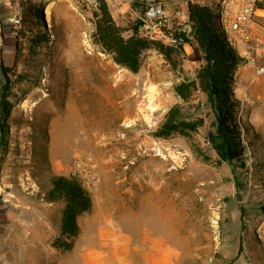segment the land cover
Wrapping results in <instances>:
<instances>
[{"label":"rangeland","instance_id":"obj_1","mask_svg":"<svg viewBox=\"0 0 264 264\" xmlns=\"http://www.w3.org/2000/svg\"><path fill=\"white\" fill-rule=\"evenodd\" d=\"M31 1L42 9L50 37L34 53L25 48L17 61L25 79L13 89L9 149L0 170V250L29 248L39 220L50 246L63 203L46 202L45 189L51 175H74L93 199L79 219L74 250H145L160 264H264V99L247 92L242 64L234 93L249 146L245 166L232 168L217 161L205 139L213 115L200 93L192 100L198 105L192 115L205 122L198 134L153 135L180 102L174 85L182 72L160 53L144 51L132 73L93 43L92 0ZM144 8L120 13V25H132ZM6 15L0 10L5 52L18 30ZM175 20L174 26L182 24ZM181 66L192 75L197 65L183 60ZM64 255L75 259L69 264H82L75 251ZM13 258L1 253L0 264H14Z\"/></svg>","mask_w":264,"mask_h":264},{"label":"trees","instance_id":"obj_2","mask_svg":"<svg viewBox=\"0 0 264 264\" xmlns=\"http://www.w3.org/2000/svg\"><path fill=\"white\" fill-rule=\"evenodd\" d=\"M155 1L160 3L164 0ZM144 4L146 7L145 1L135 0L131 8L137 10ZM257 4L264 6V0H258ZM94 6L92 41L103 53L110 55L118 66L137 73L142 53L154 49L163 56L173 71L182 72L181 80L174 85V92L180 102L167 110L153 135L162 139L173 135L192 139L198 134L205 122L202 117L192 115V111L198 107L192 104V100L196 93H200L213 115L205 139L215 151L217 161L232 168L245 166L249 141L243 134L248 128L239 119L240 101L234 93L235 73L244 63V58L229 42L222 28L220 5L205 6L188 1L187 20L174 26L173 35L177 42L172 44L141 35V21L138 18L129 27L118 24L106 0H94ZM144 11L139 15H143ZM1 23L0 20V25ZM17 28L12 65L5 63L0 49V170L9 149L13 89L15 84L25 79L16 69L19 55L25 48L34 53L50 37L42 9L31 0L24 4L21 25ZM4 36L3 28L0 27V37L3 39ZM185 46L190 47V53H186ZM183 60L197 65L192 75L184 74L181 66ZM44 200L63 203L59 233L50 241V246L62 253L72 251L81 233L79 219L93 208L89 191L77 176L51 175ZM237 250L239 256L242 251L241 241Z\"/></svg>","mask_w":264,"mask_h":264},{"label":"crops","instance_id":"obj_3","mask_svg":"<svg viewBox=\"0 0 264 264\" xmlns=\"http://www.w3.org/2000/svg\"><path fill=\"white\" fill-rule=\"evenodd\" d=\"M111 11L114 20L118 21V15L124 13L127 9H132L131 6L126 3H121V0H106ZM149 3L150 0H145ZM239 0H220V6L222 8V16L228 19H232L236 9L238 7ZM165 10V14L169 19V25H174L176 13L182 10V21L187 20V5L185 0H164L160 2ZM135 14H130V18ZM122 17V16H121ZM262 21V19L260 20ZM251 29L254 33L264 38V30L261 27V23L251 25ZM13 35V33H12ZM240 55L244 58L242 64V84L246 86V90L251 96H260L264 99V77L259 76L256 73V68L264 63V59H253L251 56L250 47L248 44L238 42L233 45ZM0 49H2L3 55L7 54L8 63L13 61L15 56V45L8 46L6 52L2 46V40L0 42ZM186 53H190L191 49L185 46ZM10 65V64H7ZM263 77V78H262ZM44 220L36 222L35 227L30 231L32 237V244L26 250H0V254L3 253L6 256H15L14 264H69L75 259H69L70 262L66 261L65 253L58 252L50 246H47V237L45 226H43ZM75 248V246H74ZM73 250L78 255L77 260H81L82 264H160V261L156 258L155 260H149L145 250H110L105 252L103 250ZM71 252V251H70ZM47 254L52 255V261H48ZM70 258V257H69ZM78 262V261H77Z\"/></svg>","mask_w":264,"mask_h":264},{"label":"built area","instance_id":"obj_4","mask_svg":"<svg viewBox=\"0 0 264 264\" xmlns=\"http://www.w3.org/2000/svg\"><path fill=\"white\" fill-rule=\"evenodd\" d=\"M26 1L27 0H0V9L7 14L6 19L13 27L17 28L21 25L22 10ZM92 1L94 2V0ZM188 1L205 6H213V4L220 5L219 0H185L186 5ZM257 2L258 0H239L238 7L232 19L222 16L221 6L219 14L222 28L229 42L233 45L238 42H244L249 45L253 59H264V38L254 33L251 29V25L260 22L264 30V6H259ZM182 15V10L176 13V17L180 19L181 22H183ZM44 16L47 20L48 30H50L51 23L48 14L45 13ZM137 18L141 21V35L152 40L161 41L165 44L177 42V39H175L171 32L174 25L171 26L168 24L169 19L161 3H147L144 14L138 15ZM261 19L262 21H260ZM168 26L171 28L167 29ZM256 73L259 76H264V63L256 68Z\"/></svg>","mask_w":264,"mask_h":264},{"label":"bare ground","instance_id":"obj_5","mask_svg":"<svg viewBox=\"0 0 264 264\" xmlns=\"http://www.w3.org/2000/svg\"><path fill=\"white\" fill-rule=\"evenodd\" d=\"M124 113H125V114H124L125 116H129V115L131 114L130 111H125ZM135 113H136L137 115L140 114V110H137V109H136V110H135ZM125 121H126V120H125Z\"/></svg>","mask_w":264,"mask_h":264}]
</instances>
